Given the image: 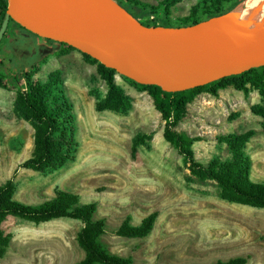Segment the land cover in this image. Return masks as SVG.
<instances>
[{"label":"rangeland","instance_id":"374dc122","mask_svg":"<svg viewBox=\"0 0 264 264\" xmlns=\"http://www.w3.org/2000/svg\"><path fill=\"white\" fill-rule=\"evenodd\" d=\"M140 1L149 14L144 23L167 22L159 9L161 0ZM199 1L183 0L168 21L179 24ZM220 19L192 30L206 29ZM8 32L0 46V187L16 174L15 199L26 205L50 201L57 190L79 195L82 204L96 203L94 219L106 220L101 243L110 253L137 264H216L236 258L264 264V209L222 199L215 182H189L184 158L165 140V122L146 91L117 74L116 83L129 98L128 111L98 112V102L108 93L98 65L72 50L49 56L26 74L25 56L33 55L30 61H35L39 50L52 49L57 43L28 34L13 22ZM17 46L25 51L17 54ZM56 71L62 75L57 94L65 96L73 108L77 155L64 168L42 174L19 167L34 154L35 130L16 115L14 102L19 91L26 89L28 77L47 82ZM254 105L264 106V101L253 90L245 94L229 87L217 96L203 93L188 105L177 130L197 139L193 149L204 165L215 158H232L229 147L218 141L220 136L255 130L246 152L252 160V180L263 183V119L252 113ZM138 135H150L151 140L134 153ZM152 213L159 216L148 237L117 235L128 217L138 226ZM82 228V222L72 219L35 225L9 217L3 229L11 242L0 264H76L85 257L77 242Z\"/></svg>","mask_w":264,"mask_h":264},{"label":"trees","instance_id":"16d2710c","mask_svg":"<svg viewBox=\"0 0 264 264\" xmlns=\"http://www.w3.org/2000/svg\"><path fill=\"white\" fill-rule=\"evenodd\" d=\"M119 1L137 19L144 20L149 16L144 8L145 5L140 0ZM246 1L200 0L199 4L192 8L189 16L180 19L179 24L174 25L168 20L172 16L173 9L183 0H161L159 9L164 12L166 20L168 19L167 22L160 24L146 22L144 24L149 27L163 26L176 29L198 27L232 14L242 8ZM231 3L234 4L228 9V5ZM7 6L8 0H0V30ZM13 23L17 28L31 34L15 22ZM8 31L9 28L0 46L8 36ZM14 49L18 52L17 54L25 51L21 46ZM72 50L76 49L66 44L57 43L52 49L39 50L37 52L39 57L35 61H30L33 55H27L23 59L25 62L24 73L27 74L30 70L37 69L38 64L45 62L51 55H65ZM83 55L89 62L98 65L99 73L108 86V93L104 99L98 102L97 111L127 112L129 98L116 83V71L105 67L86 54ZM61 76L60 71L53 72L49 75L47 82L34 80L33 76H30L27 78L26 89L17 94L14 111L18 117L30 123L35 130L34 154L19 166L22 169L48 174L58 171L76 160L78 145L72 117L73 108L65 96L57 94V88L62 81ZM130 81L142 91H146L153 99L155 109L165 122L164 138L184 158V165L190 173L189 182L196 179L215 182L221 191L222 199L239 205L264 209V182L252 180V160L246 152L247 145L256 136L255 130L242 134L220 136L218 141L229 147L232 158L225 161L215 158L208 165H204L196 159L193 146L197 139L177 130L187 116L188 105L203 93L217 96L220 90L234 87L245 94H249L251 90L257 91L264 101V67L182 92H166L159 86ZM251 111L263 119L261 127L264 131V106L254 105L251 107ZM149 140H151L150 135H138L133 142L134 153L139 146L145 145ZM15 178L16 174L0 187V258L5 256L11 242V236L7 235L3 229V224L9 217L22 219L35 225L60 219H72L83 224V228L77 235V242L85 252V257L76 264H137L131 258H123L110 253L101 243L100 238L106 233V220L94 219L98 210L96 203L82 204L79 195L57 190L55 198L50 201L37 206L26 205L15 199L17 192ZM158 216V213H152L138 226L133 225L131 218L128 217L117 231V235L129 239L146 238L153 232ZM247 263L245 258H236L227 262L219 261L216 264Z\"/></svg>","mask_w":264,"mask_h":264},{"label":"water","instance_id":"95a60500","mask_svg":"<svg viewBox=\"0 0 264 264\" xmlns=\"http://www.w3.org/2000/svg\"><path fill=\"white\" fill-rule=\"evenodd\" d=\"M95 6L100 16L94 14ZM30 10L41 28L26 16ZM76 13L84 17L91 37L68 29ZM12 21L40 38L73 47L138 84L166 92L191 90L264 67V39L256 47L203 48L172 34L194 27L146 26L119 0H8L0 43ZM109 34L117 39L124 57L112 55Z\"/></svg>","mask_w":264,"mask_h":264},{"label":"bare ground","instance_id":"6f19581e","mask_svg":"<svg viewBox=\"0 0 264 264\" xmlns=\"http://www.w3.org/2000/svg\"><path fill=\"white\" fill-rule=\"evenodd\" d=\"M58 1V0H51ZM245 7L211 23L201 30H175L172 34L191 44L210 49H231L233 47H256L264 39V0H247ZM94 14L100 16V9L95 6ZM28 19L41 28V24L34 18L32 10L26 12ZM67 23L70 31L91 37L81 14H74ZM108 43L114 57H124L126 54L117 39L108 35Z\"/></svg>","mask_w":264,"mask_h":264},{"label":"crops","instance_id":"0c3cea01","mask_svg":"<svg viewBox=\"0 0 264 264\" xmlns=\"http://www.w3.org/2000/svg\"><path fill=\"white\" fill-rule=\"evenodd\" d=\"M43 48H46L47 49V47H43Z\"/></svg>","mask_w":264,"mask_h":264}]
</instances>
